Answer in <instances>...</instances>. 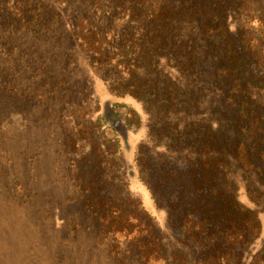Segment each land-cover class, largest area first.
<instances>
[{
  "label": "trees",
  "instance_id": "obj_1",
  "mask_svg": "<svg viewBox=\"0 0 264 264\" xmlns=\"http://www.w3.org/2000/svg\"><path fill=\"white\" fill-rule=\"evenodd\" d=\"M57 27L58 48L67 40L73 50L65 65L82 61L96 80L105 73L100 107L78 105L70 86L73 114L67 98L54 109L68 81L60 68L54 77L64 80L52 78L58 57L48 37ZM25 73L38 80L39 100L21 92ZM41 80L47 91L36 93ZM123 98L142 112L120 115ZM2 104L20 114L41 105L49 125L62 123L65 159L76 156V202L104 252L82 264H264V0H0ZM20 162L1 172L17 195L0 218V264H38L26 240L58 247L55 219L31 230L25 189L34 168ZM17 210L26 230L13 222Z\"/></svg>",
  "mask_w": 264,
  "mask_h": 264
},
{
  "label": "rangeland",
  "instance_id": "obj_2",
  "mask_svg": "<svg viewBox=\"0 0 264 264\" xmlns=\"http://www.w3.org/2000/svg\"><path fill=\"white\" fill-rule=\"evenodd\" d=\"M70 4V3H69ZM70 8L65 7L63 14H65V25L68 23V14ZM64 21V20H63ZM63 28V27H61ZM58 27L56 30H51L50 39L51 46H49L50 53H56L58 59H55L50 66H52V78L56 81H63L64 77L59 79L54 77L55 74L59 71V74H63L65 71L68 73V81L66 86L59 92H56V100H52V105L54 104V109H58L62 104L61 100L65 98L70 99L69 110L67 112L70 116L73 114V109L77 106L72 100V95L70 94V86L79 88L78 95V105H83L85 103L90 104L91 108H98L101 105L103 98L107 95V92L102 87L100 78L105 77V73L101 72V77L97 80L96 78L92 79L90 74V69L82 61L78 64H75V61L70 62V65H65L63 57L70 52V55L73 56V50L70 47V43H67V40L63 41L62 47L58 48ZM28 51H25L27 54ZM81 53H76V56ZM84 56V54H83ZM74 58V56H73ZM83 59V57H82ZM36 66V62H31L30 67L33 69ZM98 73L97 76H100ZM21 84V92L23 94L29 93L33 97L40 99L39 94H33L31 89L33 86H38V80H35V83L32 84L27 73L23 74V79L19 81ZM42 86L38 91L42 92L45 88L43 80H41ZM102 85V86H101ZM102 87V88H101ZM12 95V94H11ZM47 96V94H43ZM51 96V94H49ZM109 96V95H108ZM99 104V105H98ZM119 105L123 106L124 109L119 110L120 115H124L126 108H132L138 113L142 112L140 104L135 103L133 100L128 98H123L118 102ZM43 105V104H42ZM51 105V107H52ZM41 105H30L25 113H19V109H13L11 107L0 105V111L4 112L0 116V218L4 217L3 221L7 218L8 209L12 206L13 198L17 195L15 192L12 194V184L9 179L5 176H1L2 170H4L9 164L20 160V163L28 167H33L34 171L32 176L34 179H30V184H28V189H25L27 192V198L25 199L26 208L34 210V222L35 227L30 226L32 232L35 231V234L38 232L43 233V227L46 230L50 229L51 220L55 219V223L59 226L58 235L56 234L52 240L58 242L57 249L51 247V251L45 247L47 246L46 239L42 238L41 241L34 244L35 240H25L29 243L25 248V251H29L35 246V250L38 252V264H70L71 259L78 258V264L86 259V254L89 253V256L93 259L100 258L103 252V247H98V244L93 241V227L89 223V219L86 214L81 213L80 206L76 202L75 186L73 185V177L75 170L73 168L72 162L75 160L76 156L69 157L68 160L65 159L64 155V141L63 136L65 132H62V123L56 119L51 125V119L48 116L44 115ZM59 113L60 111L57 110ZM94 120V119H93ZM96 122V121H95ZM99 124H104L103 121H98ZM97 125V122L95 123ZM16 134L18 143L20 145L19 149L11 143L10 139L13 138ZM133 147V142H130ZM11 151L9 154L8 152ZM22 151L18 158L17 153ZM75 152V151H74ZM75 154V153H74ZM71 158V159H70ZM26 185V184H25ZM17 186V184H16ZM134 192L141 194L144 198L146 207L149 205L143 188L135 181H132L130 185ZM19 188V186H17ZM145 194V195H144ZM148 197V196H147ZM15 204V203H14ZM17 204V203H16ZM23 206H20L19 209H22ZM2 212H6L2 214ZM48 218V220L46 219ZM15 221L13 222H24L25 224L19 225L22 226V229L27 225L29 219H22L20 210H17ZM262 224L264 227V217L262 218ZM16 229H18V227ZM25 227V230H26ZM36 228V229H34ZM69 230L70 233L65 234L61 231ZM51 232V230H50ZM22 233V232H21ZM26 234V233H25ZM52 234V232H51ZM64 236V241L67 242L66 245H63L62 237ZM94 238V237H93ZM51 242V241H50ZM73 244V246L71 245ZM59 251V252H58ZM63 256V257H62ZM25 258H28L26 255ZM63 258V259H62ZM69 258L70 262H68ZM33 264L27 260L21 262V264Z\"/></svg>",
  "mask_w": 264,
  "mask_h": 264
}]
</instances>
